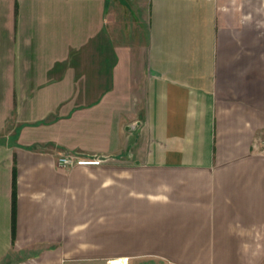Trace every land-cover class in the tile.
Here are the masks:
<instances>
[{"label": "crops", "instance_id": "obj_1", "mask_svg": "<svg viewBox=\"0 0 264 264\" xmlns=\"http://www.w3.org/2000/svg\"><path fill=\"white\" fill-rule=\"evenodd\" d=\"M263 143L264 0H0V264H264Z\"/></svg>", "mask_w": 264, "mask_h": 264}, {"label": "built area", "instance_id": "obj_2", "mask_svg": "<svg viewBox=\"0 0 264 264\" xmlns=\"http://www.w3.org/2000/svg\"><path fill=\"white\" fill-rule=\"evenodd\" d=\"M263 147H264V143H263ZM78 159L75 156L72 155H63L58 159V165L61 168L64 169H69L71 167H73L75 164L78 163ZM84 161V160H83ZM102 161L101 158H93V159H87V162L89 163H100Z\"/></svg>", "mask_w": 264, "mask_h": 264}, {"label": "rangeland", "instance_id": "obj_3", "mask_svg": "<svg viewBox=\"0 0 264 264\" xmlns=\"http://www.w3.org/2000/svg\"><path fill=\"white\" fill-rule=\"evenodd\" d=\"M98 158H101V157H98ZM102 159V161L100 162V163H102V162H106L107 161V158H101ZM108 159H110V158H108ZM99 163V164H100ZM98 164V163H97ZM123 261V260H122ZM123 264V263H122ZM148 264H161V263H158V262H153V263H148ZM164 264H173V263H171V262H168V261H165L164 262Z\"/></svg>", "mask_w": 264, "mask_h": 264}, {"label": "bare ground", "instance_id": "obj_4", "mask_svg": "<svg viewBox=\"0 0 264 264\" xmlns=\"http://www.w3.org/2000/svg\"><path fill=\"white\" fill-rule=\"evenodd\" d=\"M122 263H123L122 260H117V261L114 262V264H122Z\"/></svg>", "mask_w": 264, "mask_h": 264}]
</instances>
